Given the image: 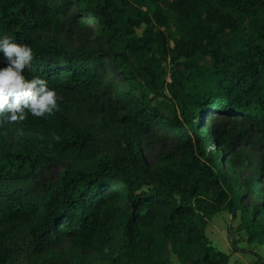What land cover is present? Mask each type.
<instances>
[{
    "label": "trees",
    "instance_id": "16d2710c",
    "mask_svg": "<svg viewBox=\"0 0 264 264\" xmlns=\"http://www.w3.org/2000/svg\"><path fill=\"white\" fill-rule=\"evenodd\" d=\"M127 2L140 6L134 15L125 13ZM162 2L0 0V36L33 50L26 79H44L61 97L51 115L0 124V264H9V240L25 224H32L36 254L67 239L75 249H97L109 232L123 228L128 264H165L157 255L162 240L176 253L192 252L194 264H229L230 255L206 234L213 216L227 209L241 211L248 241L264 244V196L258 209L246 208L241 186L252 184L240 181L232 164L230 172L218 167L215 158L223 156L207 151L242 136L216 128V112L245 119L264 144V0H171L168 9ZM72 9L79 26L86 27L84 15L95 19L103 44L71 51L54 38ZM107 57L126 79L122 91L103 79ZM206 57L211 65L201 64ZM166 92L172 104L158 101ZM100 95H112L105 105L114 115L115 103L132 110L135 132L125 149L94 169L67 168L57 188L36 197L37 143L2 152L4 135L25 128L61 137L70 127L69 108ZM164 127L182 143L180 157L165 154L164 163L150 167L140 141ZM63 141L77 159L96 160L84 136ZM260 165L258 183L264 154Z\"/></svg>",
    "mask_w": 264,
    "mask_h": 264
},
{
    "label": "rangeland",
    "instance_id": "374dc122",
    "mask_svg": "<svg viewBox=\"0 0 264 264\" xmlns=\"http://www.w3.org/2000/svg\"><path fill=\"white\" fill-rule=\"evenodd\" d=\"M170 2L171 0H163L162 4L168 9ZM139 8L140 6L127 2L124 10L131 16ZM73 15V9L67 12L62 31L54 35L55 39L61 41L65 48L71 51L91 50L104 43L95 19L91 15L83 16L86 27L79 26L73 20ZM105 62L101 73L106 84L124 90L126 79L117 68L112 66L108 57ZM211 63L210 57L201 61L202 65H211ZM166 94L159 97L158 101L172 104L167 92ZM107 96L112 95L88 97L85 101L70 107L66 114L70 127L61 137L48 138L25 128H22L19 135L8 133L4 135L1 143L2 152H20L30 143H37L34 153L41 158L42 166L36 167L37 173L34 177L33 188L36 197L43 198L50 190L57 188L62 172L67 168L94 169L101 158L106 157L110 160L123 152L127 139L135 132V127L131 125L129 119L132 110L123 102L115 103L118 111L114 115L105 105ZM212 117V124L216 128L223 129L227 133L230 131L242 133V136L235 139L231 145H211L207 151L217 152L218 155L223 156V158H215L218 167L228 169L232 164L239 174L238 179L252 184L241 186L245 192L243 201L246 208L258 209L264 196V181L258 183L255 177L263 170L260 162L264 154V144L257 139L256 129L245 119L225 112H216ZM209 123V118L204 119L203 128ZM74 133L88 139L96 151V160H79L67 149V142L63 140L70 138ZM139 147L147 165L154 167L164 163L165 154L180 157L182 143L173 132H169L164 127L155 129V134L143 136ZM259 218L264 219V215H260ZM240 224L241 211L230 212L226 209L213 216L206 227V234L214 246L233 257L231 264H264V244L248 241V234ZM31 226L32 224L20 226L10 238L9 248L12 256L9 264H128L122 254L126 240L123 228L109 232L97 249H75L67 239L56 244L48 252L36 254L34 247L30 245ZM157 255L165 264H194L195 258L189 250L176 253L171 244L165 240L160 241Z\"/></svg>",
    "mask_w": 264,
    "mask_h": 264
},
{
    "label": "clouds",
    "instance_id": "9594fccd",
    "mask_svg": "<svg viewBox=\"0 0 264 264\" xmlns=\"http://www.w3.org/2000/svg\"><path fill=\"white\" fill-rule=\"evenodd\" d=\"M33 50L0 36V124L20 122L28 114L51 115L61 97L41 78L26 79L24 70L31 66Z\"/></svg>",
    "mask_w": 264,
    "mask_h": 264
},
{
    "label": "crops",
    "instance_id": "0c3cea01",
    "mask_svg": "<svg viewBox=\"0 0 264 264\" xmlns=\"http://www.w3.org/2000/svg\"><path fill=\"white\" fill-rule=\"evenodd\" d=\"M233 257H230V264L232 263Z\"/></svg>",
    "mask_w": 264,
    "mask_h": 264
}]
</instances>
